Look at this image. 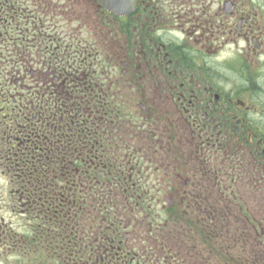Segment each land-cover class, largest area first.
Here are the masks:
<instances>
[{"label":"flooded vegetation","instance_id":"obj_1","mask_svg":"<svg viewBox=\"0 0 264 264\" xmlns=\"http://www.w3.org/2000/svg\"><path fill=\"white\" fill-rule=\"evenodd\" d=\"M113 9L0 0L2 264H264V0Z\"/></svg>","mask_w":264,"mask_h":264},{"label":"water","instance_id":"obj_2","mask_svg":"<svg viewBox=\"0 0 264 264\" xmlns=\"http://www.w3.org/2000/svg\"><path fill=\"white\" fill-rule=\"evenodd\" d=\"M107 6H114L113 12L117 15H126L132 13L137 8V0H103Z\"/></svg>","mask_w":264,"mask_h":264},{"label":"rangeland","instance_id":"obj_3","mask_svg":"<svg viewBox=\"0 0 264 264\" xmlns=\"http://www.w3.org/2000/svg\"><path fill=\"white\" fill-rule=\"evenodd\" d=\"M11 254H13V255H10V256H8V257H12V259H13V258L15 259V253H11ZM16 255H17V254H16ZM2 257H3V256H2V253H0V264H2L3 259L7 258V257H5V258H2ZM12 259H11V261L8 262V264H15V263L12 262Z\"/></svg>","mask_w":264,"mask_h":264}]
</instances>
